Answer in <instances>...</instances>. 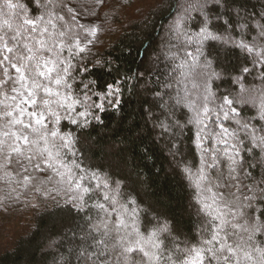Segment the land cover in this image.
Segmentation results:
<instances>
[{"label":"snow or ice","instance_id":"obj_1","mask_svg":"<svg viewBox=\"0 0 264 264\" xmlns=\"http://www.w3.org/2000/svg\"><path fill=\"white\" fill-rule=\"evenodd\" d=\"M104 4L0 0L4 199L34 190L65 214L52 264H264V0H161L171 22L159 87H146L123 142L165 140L194 237L123 171L87 163L91 130L124 103L121 79H89L112 72L89 59Z\"/></svg>","mask_w":264,"mask_h":264},{"label":"trees","instance_id":"obj_2","mask_svg":"<svg viewBox=\"0 0 264 264\" xmlns=\"http://www.w3.org/2000/svg\"><path fill=\"white\" fill-rule=\"evenodd\" d=\"M100 11L101 19L96 20L100 32L89 59L111 62L112 72L94 71L89 79L95 78L101 85L121 79L124 103L119 112L110 109L103 113L104 125L91 130L87 163L111 166L117 174L123 171L145 205L152 204L176 218L194 237L196 217L188 207L190 189L175 169L165 140L155 138L156 133L152 137L145 133L138 147L123 142L124 129L132 118L142 123L141 103L151 98L146 87H159L158 73L164 68L162 41L171 22L167 11L162 10L161 0H105ZM149 67L152 75L145 72ZM19 191L23 192L19 199L14 193L5 200V187L0 184V264H52L48 244L66 230V216L54 200L34 190Z\"/></svg>","mask_w":264,"mask_h":264},{"label":"rangeland","instance_id":"obj_3","mask_svg":"<svg viewBox=\"0 0 264 264\" xmlns=\"http://www.w3.org/2000/svg\"><path fill=\"white\" fill-rule=\"evenodd\" d=\"M164 35H166V34H164ZM163 57H164V55H163Z\"/></svg>","mask_w":264,"mask_h":264}]
</instances>
